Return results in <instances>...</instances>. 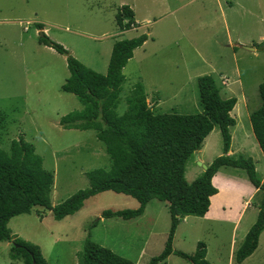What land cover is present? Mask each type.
Masks as SVG:
<instances>
[{"label":"rangeland","instance_id":"1","mask_svg":"<svg viewBox=\"0 0 264 264\" xmlns=\"http://www.w3.org/2000/svg\"><path fill=\"white\" fill-rule=\"evenodd\" d=\"M123 5L133 8L137 21L127 31H121L116 19ZM42 32L103 74L117 40L150 36L123 68L126 81L119 113L128 109L137 83L144 84L147 100L158 112H202L197 80L213 75L222 97L237 98L228 154L252 158L264 180V153L250 120L261 105L264 45L256 44V51L244 49L248 46L244 44L235 48L237 41L249 37L264 42L260 41L264 0H0V146L9 152L12 140L19 138L34 144L44 168L54 174L51 202L58 205L90 187L87 173L108 169L111 158L96 131L61 124L65 115L84 106L75 94L62 89L70 75L67 56L41 44ZM223 147L217 126L189 159L187 180L198 178L206 170L204 164L209 166L223 154ZM213 184L218 188L211 201L214 216L181 218L174 250L192 254L203 241L212 264H264V231L252 255L242 263L235 259L257 219L264 190L255 187L245 169L229 165L219 169ZM139 205L132 196L109 190L90 197L79 211L63 219L38 206L10 220L13 240L0 242V264H23L12 257L16 238L38 245L48 264H77V254L89 236L136 264H148L165 247L171 227L169 204L153 199L137 218L102 217L107 209ZM159 264L192 263L173 253Z\"/></svg>","mask_w":264,"mask_h":264},{"label":"trees","instance_id":"2","mask_svg":"<svg viewBox=\"0 0 264 264\" xmlns=\"http://www.w3.org/2000/svg\"><path fill=\"white\" fill-rule=\"evenodd\" d=\"M116 19L121 31L137 25L135 12L129 5L122 6ZM37 25L43 31V25ZM149 38L144 33L134 38L117 40L113 45L107 73L103 74L84 65L44 32L39 35L41 44L67 56L70 75L62 89L75 94L84 106L80 111L65 115L61 124L67 129L96 131V136L104 142L110 155L111 166L88 172L90 187L53 205L51 191L54 174L44 168L43 157L37 153L34 144L19 138L12 140L9 152L0 146V242L13 240L9 222L15 216L31 213L40 206L52 211L56 219H63L79 211L90 197L111 190L132 196L140 205L137 209H107L102 214L105 218H137L144 214L146 206L153 199L169 204L171 227L165 247L148 264L164 263L173 253L189 259L192 264H212L206 258L207 245L203 241L198 242L192 254L174 250L173 242L181 218L205 216L210 209L211 197L218 193L213 178L225 165L245 169L256 188L264 190V180L258 177L252 158H236L228 154L232 142L231 127L236 125L231 112L237 104V98L222 97L213 75H202L197 80L199 99L204 108L202 112H158L148 102L144 84L137 83L128 98V109L119 113L121 87L126 81L123 68L134 56V50ZM259 94L261 105L251 113L250 120L264 153V82L259 85ZM217 126L223 138V154L216 157L198 178L189 182L186 178L187 163L203 147L205 139ZM39 213L43 218L42 212ZM263 231L264 198L256 221L235 253L238 263L254 253ZM12 248L14 260H23V264H48L36 244L16 238ZM77 255V264H136L92 240L90 236Z\"/></svg>","mask_w":264,"mask_h":264},{"label":"crops","instance_id":"3","mask_svg":"<svg viewBox=\"0 0 264 264\" xmlns=\"http://www.w3.org/2000/svg\"><path fill=\"white\" fill-rule=\"evenodd\" d=\"M133 9V8H132ZM135 12V11H134ZM136 20V19H135ZM136 23H137V21H136ZM124 31H127V30H124ZM260 41H264V33L262 34V35H260ZM238 43L235 45V48L237 47V46H240L241 44H244V45H248V46H254V50H250V51H256L257 49H256V47H255V45L257 44V45H260V44H262L263 42H256V41H254V39L253 38H248V39H246V41H244V40H240V41H237ZM241 47H243V46H241ZM244 48V47H243ZM244 49H247V48H244ZM247 50H249V49H247ZM225 83V82H224ZM203 171H205V170H202V172ZM199 174V176L201 175V173H198ZM216 176V175H215ZM214 176V177H215ZM213 181H214V178H213ZM215 195H217V194H215ZM215 195H213L212 197H211V201L214 199V196ZM211 206L212 205H210V208H211ZM212 212L210 211V209H209V211L205 214V216H203L205 219L206 218H208V217H213L214 215H212L211 214ZM186 217H189V216H185L184 217V219H186Z\"/></svg>","mask_w":264,"mask_h":264},{"label":"water","instance_id":"4","mask_svg":"<svg viewBox=\"0 0 264 264\" xmlns=\"http://www.w3.org/2000/svg\"><path fill=\"white\" fill-rule=\"evenodd\" d=\"M244 48H247V49H249V50H254V49H255L254 47H249V46H244ZM196 157H197V158L199 157L198 154H196ZM198 162H199V164H203L202 161H200V160H198ZM207 167H208V166L204 164V168L207 169Z\"/></svg>","mask_w":264,"mask_h":264}]
</instances>
